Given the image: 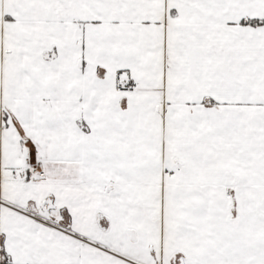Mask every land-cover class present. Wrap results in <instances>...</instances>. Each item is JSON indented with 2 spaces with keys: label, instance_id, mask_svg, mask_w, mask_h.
I'll list each match as a JSON object with an SVG mask.
<instances>
[{
  "label": "snow or ice",
  "instance_id": "obj_1",
  "mask_svg": "<svg viewBox=\"0 0 264 264\" xmlns=\"http://www.w3.org/2000/svg\"><path fill=\"white\" fill-rule=\"evenodd\" d=\"M0 264H264V0H0Z\"/></svg>",
  "mask_w": 264,
  "mask_h": 264
}]
</instances>
